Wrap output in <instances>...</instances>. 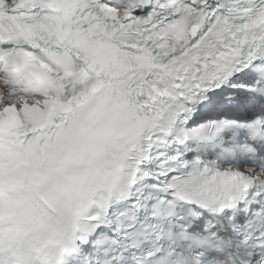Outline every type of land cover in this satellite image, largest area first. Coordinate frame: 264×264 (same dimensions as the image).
Here are the masks:
<instances>
[{"label":"snow or ice","instance_id":"1","mask_svg":"<svg viewBox=\"0 0 264 264\" xmlns=\"http://www.w3.org/2000/svg\"><path fill=\"white\" fill-rule=\"evenodd\" d=\"M0 264H264V0H0Z\"/></svg>","mask_w":264,"mask_h":264}]
</instances>
